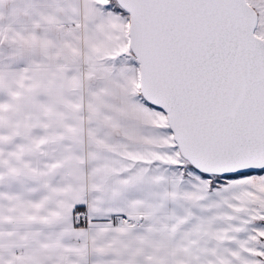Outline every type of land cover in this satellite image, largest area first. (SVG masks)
I'll return each mask as SVG.
<instances>
[{"label":"snow or ice","instance_id":"obj_1","mask_svg":"<svg viewBox=\"0 0 264 264\" xmlns=\"http://www.w3.org/2000/svg\"><path fill=\"white\" fill-rule=\"evenodd\" d=\"M0 264H264V0H0Z\"/></svg>","mask_w":264,"mask_h":264}]
</instances>
